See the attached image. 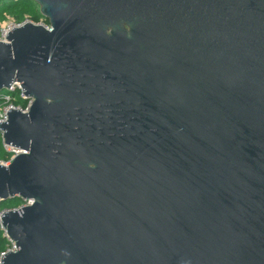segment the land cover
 I'll use <instances>...</instances> for the list:
<instances>
[{
	"label": "water",
	"instance_id": "95a60500",
	"mask_svg": "<svg viewBox=\"0 0 264 264\" xmlns=\"http://www.w3.org/2000/svg\"><path fill=\"white\" fill-rule=\"evenodd\" d=\"M1 264H264V0H31Z\"/></svg>",
	"mask_w": 264,
	"mask_h": 264
},
{
	"label": "trees",
	"instance_id": "16d2710c",
	"mask_svg": "<svg viewBox=\"0 0 264 264\" xmlns=\"http://www.w3.org/2000/svg\"><path fill=\"white\" fill-rule=\"evenodd\" d=\"M28 19L33 24L48 25V21L45 20L38 11V8L33 4L31 0H0V24L6 20H10L15 24H21ZM19 89L13 91L4 90L0 93V109H3L9 105L25 110L29 103V100L23 99ZM12 153L7 151L3 147L1 133H0V162H7ZM25 204L19 197H13L0 201V213L6 210L17 209ZM9 242L4 236V231L0 229V254L5 252L9 247Z\"/></svg>",
	"mask_w": 264,
	"mask_h": 264
},
{
	"label": "built area",
	"instance_id": "2783aa9c",
	"mask_svg": "<svg viewBox=\"0 0 264 264\" xmlns=\"http://www.w3.org/2000/svg\"><path fill=\"white\" fill-rule=\"evenodd\" d=\"M26 22H30V21H28L27 19H25V21L22 22L21 24H15V23L12 22L10 27H8L7 29H2V30L0 31V34H1V38H2V39H0V41H4V40H5V35H6L7 32L11 31L13 28H16V27H19V26L23 25V24L26 23ZM39 24H40V23H39ZM41 25H42V24H41ZM44 26H45L47 29H49V25H47V26L44 25ZM18 87H19L18 84H14V85H12L7 91H13L15 88H16V89H19ZM19 90H20V89H19ZM20 92H21V91H20ZM20 96H21L23 99H25L22 93H21ZM27 100H28V99H27ZM29 104H30V100H29V103H28V105H27V108H28ZM27 108H26L25 110H21V109H19V108H16V107H13V106L9 105V106H7V107H5V108H3V109H0V122H5V121H6V113H7V111H8L9 109H18V110H20V111H26ZM3 147H4L7 151L11 152V153H12V156L10 157V159H9L7 162H0V164H2V165H4V166H8L9 163L11 162V159L13 158V156L19 153V150L15 149V148H10V147H8V146H6V145H4V144H3ZM27 203H30V202H25V204H27ZM25 204H24V205H25ZM0 216H1V213H0ZM4 236H5V238L8 240V242H9L10 245H9V247L6 249L5 252H3V253L0 254V264H1V259H2V257H3L6 253H8V252H13V251L16 250L14 243L11 242V241L6 237L5 233H4Z\"/></svg>",
	"mask_w": 264,
	"mask_h": 264
},
{
	"label": "rangeland",
	"instance_id": "374dc122",
	"mask_svg": "<svg viewBox=\"0 0 264 264\" xmlns=\"http://www.w3.org/2000/svg\"><path fill=\"white\" fill-rule=\"evenodd\" d=\"M37 8H38V6L35 4V3H33ZM28 20V19H27ZM29 21V20H28ZM11 21L10 20H6L5 22H3V23H1L0 24V31L2 30V29H7L8 27H10L11 26ZM40 24H42L43 25V23L42 22H40ZM0 39H2L1 38V34H0Z\"/></svg>",
	"mask_w": 264,
	"mask_h": 264
}]
</instances>
